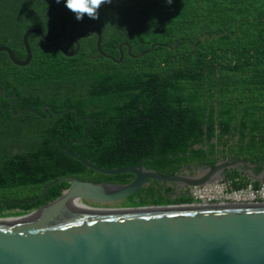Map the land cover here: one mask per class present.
Instances as JSON below:
<instances>
[{
  "label": "trees",
  "instance_id": "trees-1",
  "mask_svg": "<svg viewBox=\"0 0 264 264\" xmlns=\"http://www.w3.org/2000/svg\"><path fill=\"white\" fill-rule=\"evenodd\" d=\"M64 21L72 23L73 35L97 27L106 55L118 58V45L126 41L134 56L126 46L119 62L101 55L94 34L80 38L77 52L65 56L68 26L53 41L30 33L25 65L0 51V90H6V96L0 93V204L36 197L62 176L112 183L133 178L101 173L68 156L64 147L73 139L78 142L69 151L105 168L143 161L169 175L212 165L227 152L253 165L254 173L261 170L264 0H111L98 19L81 21L65 0H0V45L24 58L26 30L52 36ZM73 48L71 43L67 51ZM11 106L21 111L12 114ZM225 177L233 185L252 180L236 168L225 170ZM68 184L60 181L29 203H8L0 217L31 211ZM188 201L171 183L148 179L119 204Z\"/></svg>",
  "mask_w": 264,
  "mask_h": 264
},
{
  "label": "water",
  "instance_id": "water-1",
  "mask_svg": "<svg viewBox=\"0 0 264 264\" xmlns=\"http://www.w3.org/2000/svg\"><path fill=\"white\" fill-rule=\"evenodd\" d=\"M66 26L69 32L63 49L65 56L74 55L79 48L78 40L91 34L96 35V50L101 55L119 62L123 56L121 46H126L127 53L134 56L126 41L118 45V58L106 55L100 47L101 35L97 27L73 35L70 21H64L59 32L52 36H46L39 28L26 30L22 35L24 58H19L4 45H0V51H4L12 63L25 65L31 58L27 43L30 33L53 41L62 35ZM71 43L74 48L67 51ZM5 92V89L0 90L4 96ZM12 97L16 98V95ZM45 108L50 109V106L45 105ZM10 109L12 114L21 111H14L12 106ZM69 109L73 108L66 110ZM76 119L80 121L86 117L78 118L76 114ZM73 142L78 140L73 139L64 147L68 156L101 173H131L133 178L126 183H112L62 176L47 183L36 197L24 201L9 199L1 203L0 208L8 203H29L42 198L52 185L60 181L69 183L54 199L31 211L0 217V264H264V203L106 207L84 202L120 201L143 187L148 179L173 183L176 192L180 193L188 186L224 179L225 170L231 168L261 182L264 180V159L257 174L245 159H231L226 152L224 158L212 165L197 166L193 175L180 171L163 175L145 168L143 161L122 167L98 166L69 151Z\"/></svg>",
  "mask_w": 264,
  "mask_h": 264
},
{
  "label": "built area",
  "instance_id": "built-area-1",
  "mask_svg": "<svg viewBox=\"0 0 264 264\" xmlns=\"http://www.w3.org/2000/svg\"><path fill=\"white\" fill-rule=\"evenodd\" d=\"M184 193L189 198L185 203L192 204L264 203V180L256 185L252 180L233 185L232 179L225 177L200 186H188Z\"/></svg>",
  "mask_w": 264,
  "mask_h": 264
},
{
  "label": "clouds",
  "instance_id": "clouds-1",
  "mask_svg": "<svg viewBox=\"0 0 264 264\" xmlns=\"http://www.w3.org/2000/svg\"><path fill=\"white\" fill-rule=\"evenodd\" d=\"M59 2V0H57ZM111 0H65L66 8L75 15L77 21L87 16L90 19H98V10ZM172 0H168L171 3Z\"/></svg>",
  "mask_w": 264,
  "mask_h": 264
},
{
  "label": "flooded vegetation",
  "instance_id": "flooded-vegetation-1",
  "mask_svg": "<svg viewBox=\"0 0 264 264\" xmlns=\"http://www.w3.org/2000/svg\"><path fill=\"white\" fill-rule=\"evenodd\" d=\"M196 168H197V166H196V167H191V168H183L182 171H181V173H182V174L193 175V174H195L196 171H197ZM253 168H254V166H253ZM253 168H252V170H253ZM253 172H254V171H253ZM259 172H260V171H259ZM259 172H256L255 174H257V173H259ZM242 174H244V173H242ZM244 175H245V174H244ZM171 184H172L174 190H176L175 185H174L173 183H171ZM185 188H187V187H185ZM185 188H184V192H185Z\"/></svg>",
  "mask_w": 264,
  "mask_h": 264
},
{
  "label": "rangeland",
  "instance_id": "rangeland-1",
  "mask_svg": "<svg viewBox=\"0 0 264 264\" xmlns=\"http://www.w3.org/2000/svg\"><path fill=\"white\" fill-rule=\"evenodd\" d=\"M85 203L88 204V205H91V206H106V207L121 206V204H119V201L112 202V203H104V204L94 203V202H85ZM3 217H7V216H3Z\"/></svg>",
  "mask_w": 264,
  "mask_h": 264
}]
</instances>
